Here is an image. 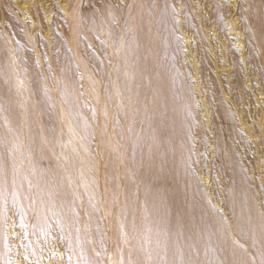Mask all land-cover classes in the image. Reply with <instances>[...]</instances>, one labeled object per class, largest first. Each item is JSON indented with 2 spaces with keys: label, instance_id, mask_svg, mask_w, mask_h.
<instances>
[{
  "label": "rangeland",
  "instance_id": "374dc122",
  "mask_svg": "<svg viewBox=\"0 0 264 264\" xmlns=\"http://www.w3.org/2000/svg\"><path fill=\"white\" fill-rule=\"evenodd\" d=\"M0 264H264V0H0Z\"/></svg>",
  "mask_w": 264,
  "mask_h": 264
}]
</instances>
